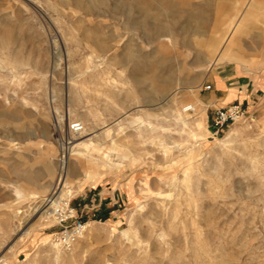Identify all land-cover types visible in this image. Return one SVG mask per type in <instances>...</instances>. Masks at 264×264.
I'll return each mask as SVG.
<instances>
[{
    "label": "rangeland",
    "instance_id": "rangeland-1",
    "mask_svg": "<svg viewBox=\"0 0 264 264\" xmlns=\"http://www.w3.org/2000/svg\"><path fill=\"white\" fill-rule=\"evenodd\" d=\"M245 1L0 0V264H264V0L239 24ZM231 103L242 120L215 130ZM88 138L62 197L88 227L65 250L35 209L59 144Z\"/></svg>",
    "mask_w": 264,
    "mask_h": 264
},
{
    "label": "built area",
    "instance_id": "built-area-1",
    "mask_svg": "<svg viewBox=\"0 0 264 264\" xmlns=\"http://www.w3.org/2000/svg\"><path fill=\"white\" fill-rule=\"evenodd\" d=\"M204 89L209 90L210 86L207 85ZM185 112H192V109L187 107ZM243 115L244 111L241 104H228L213 112L211 126L215 130L221 129L227 125L239 122L242 120ZM80 129H82V127L78 124L72 126L73 131H79ZM50 210L52 216H54L57 221L58 227H60L59 236L57 238L58 244L64 249H70L84 234V221L76 216L74 209L70 208L68 203L57 202Z\"/></svg>",
    "mask_w": 264,
    "mask_h": 264
},
{
    "label": "bare ground",
    "instance_id": "bare-ground-1",
    "mask_svg": "<svg viewBox=\"0 0 264 264\" xmlns=\"http://www.w3.org/2000/svg\"><path fill=\"white\" fill-rule=\"evenodd\" d=\"M166 39V41H170V38H168V37H166L165 38ZM234 39V38H233ZM206 53V52H205ZM228 56V54H226V55H223V56H219L218 55V58L216 57V55L215 56H213V57H211V58H208V57H205L204 58V64H213V65H217V63H219V62H222V61H225L226 59L227 60H233V59H236V58H234V57H227ZM198 67V66H197ZM209 67V66H208ZM200 68V67H199ZM207 70V69H206ZM205 70V71H206ZM200 71H204V69H200ZM192 91V90H191ZM187 107H190L191 109H192V112H193V105H184V106H182V108H181V111H183V112H185V110L187 109ZM177 119H176V121H180V120H182L181 119V114H179V113H177ZM58 119H60V118H58ZM62 121V120H61ZM60 121V122H61ZM59 126V125H58ZM59 127H61V125L59 126ZM82 129H83V127H82ZM83 132V131H82ZM194 135V134H193ZM95 136V135H94ZM195 136V135H194ZM194 139H195V137H194ZM91 139L90 138H88V141H90ZM87 141V143L85 142V140H83V141H81V142H79V143H77V144H75V145H73V147L72 146H69L68 144L70 143V142H64V143H60L59 144V148H60V150L62 151V153H61V156H60V159L58 160V169H59V176H58V182H57V190H56V188H54V190L53 191H55V192H53L52 193V195L50 196V197H48V198H45L42 202H40L41 203V205L42 206H36V209H35V213H40V215H39V217L38 218H40V219H44V221L45 220H50L53 216H52V214H51V207L55 204V203H57V202H62V197H63V195H65V193H66V191H65V189L67 188V187H69L68 186V179H69V158L72 156V155H74L73 153V150H74V147L75 146H78V147H83V148H85V146H87V147H89V148H91L92 147V144H91V141L90 142H88ZM86 144V145H85ZM94 151V150H93ZM79 153V152H78ZM63 155V156H62ZM77 156V155H76ZM80 156H82V155H80ZM83 177H84V179L85 180H88V179H90L91 178V176L90 175H87L86 173H84L83 174ZM41 190V189H40ZM21 194V195H20ZM16 195H20L19 196V198L21 197V198H23V194L22 193H19V192H16ZM46 207V208H45ZM45 208V210H43ZM29 216H31V215H29ZM30 218V217H29ZM28 218V219H29ZM27 219V218H26ZM26 219H25V221H26ZM52 220L54 221V218H52ZM23 222V221H22ZM86 224H85V226H84V230H85V228H86ZM88 227V226H87ZM24 230V229H23ZM54 242V241H53ZM55 242H54V246L53 247H55ZM59 246V244L57 243L56 244V246ZM60 247V246H59ZM58 248V247H57ZM62 248V247H61ZM64 249V248H63ZM65 250H67V249H65ZM69 250V249H68ZM52 251V250H51ZM57 253V252H56ZM104 264H106V263H104Z\"/></svg>",
    "mask_w": 264,
    "mask_h": 264
},
{
    "label": "crops",
    "instance_id": "crops-1",
    "mask_svg": "<svg viewBox=\"0 0 264 264\" xmlns=\"http://www.w3.org/2000/svg\"><path fill=\"white\" fill-rule=\"evenodd\" d=\"M243 7H241V9H239V11L238 12H240V13H242L241 14V16H239V18H238V21H239V24H242L249 16H250V14H251V10H252V7H251V0H246L244 3H243V5H242ZM237 15V14H236ZM236 15H234V16H232V18H233V21L235 20V16ZM230 21V20H229ZM236 63V67H235V69H240V65H242V63L243 62H238V61H231V63ZM216 89L217 90H219L220 92V95L222 94V96H221V101H223L224 99H227V97H228V95H229V90H230V88H228L227 87V81L226 80H224L223 78L222 79H219V81H216ZM233 93V92H232ZM232 99H235V97H233ZM199 104L200 106L202 105V103L201 102H199V101H196V104ZM230 103V102H229ZM223 107V106H222ZM96 170H98V171H100L101 172V175L100 176H98L96 179H92V180H85L84 179V177H83V179H82V181H80V182H78L74 187L76 188V186L77 185H79V187L77 188V190L75 191L76 192V194H74V195H77L81 190H82V188L84 187V186H95L100 180H101V178H102V176L104 175V170H100V169H96ZM102 172H103V174H102ZM30 179V178H29ZM30 190H28V191H23L22 192V194L24 195V196H26V194L25 193H30L29 192ZM30 195V194H29ZM88 226V225H87Z\"/></svg>",
    "mask_w": 264,
    "mask_h": 264
}]
</instances>
